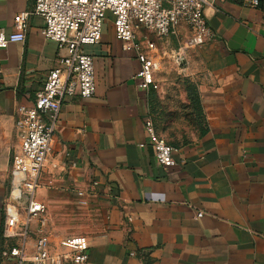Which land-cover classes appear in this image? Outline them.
Segmentation results:
<instances>
[{
    "label": "crops",
    "instance_id": "obj_1",
    "mask_svg": "<svg viewBox=\"0 0 264 264\" xmlns=\"http://www.w3.org/2000/svg\"><path fill=\"white\" fill-rule=\"evenodd\" d=\"M33 1L0 0V31L11 33L13 17ZM204 17L211 38L192 65L204 72L197 81L205 126L192 143L173 147V167L155 160L139 64L113 27L85 48L95 94L62 102L37 190L54 242L88 240L84 264H264V12L214 0ZM42 28L31 15L25 41L0 49V264H14L15 241L3 232L20 146L15 110L32 104L58 53ZM180 35L188 36L183 25Z\"/></svg>",
    "mask_w": 264,
    "mask_h": 264
},
{
    "label": "built area",
    "instance_id": "obj_2",
    "mask_svg": "<svg viewBox=\"0 0 264 264\" xmlns=\"http://www.w3.org/2000/svg\"><path fill=\"white\" fill-rule=\"evenodd\" d=\"M213 1L34 0L31 11L13 17L11 33L0 31V49L10 43H23L29 16H37L43 20V39L54 42L58 50L55 64L32 104L20 105L15 110L14 128L20 146L10 170L3 232L6 238L15 241L9 248V258L14 264H60L59 260L84 264L87 261L89 244L85 237H67L53 244L46 231L47 208L37 199V190L52 151L62 102L75 96L89 99L95 94L93 59L85 48L100 42L107 18H111L114 36L121 43L122 51L138 62L137 87L146 93L157 89L155 76L160 63L155 56V43L142 32L178 36L183 25L188 31V46H201L211 38L204 9ZM242 2L252 8L258 5L257 0ZM144 128L157 164L164 168L175 166V149L155 134L148 117ZM80 205L84 206L85 202L81 201ZM58 249L62 250L61 254H56Z\"/></svg>",
    "mask_w": 264,
    "mask_h": 264
},
{
    "label": "rangeland",
    "instance_id": "obj_3",
    "mask_svg": "<svg viewBox=\"0 0 264 264\" xmlns=\"http://www.w3.org/2000/svg\"><path fill=\"white\" fill-rule=\"evenodd\" d=\"M108 18L103 28L107 24L112 26ZM142 34L155 43V56L160 63L155 76L157 89L146 93L148 118L155 134L168 145L190 144L201 133L206 121L197 81L204 72L195 70L192 65L194 51L199 46H188V36L184 35L158 36L146 31Z\"/></svg>",
    "mask_w": 264,
    "mask_h": 264
},
{
    "label": "trees",
    "instance_id": "obj_4",
    "mask_svg": "<svg viewBox=\"0 0 264 264\" xmlns=\"http://www.w3.org/2000/svg\"><path fill=\"white\" fill-rule=\"evenodd\" d=\"M257 2H258V5L256 8L259 9L260 11L264 12V0H257Z\"/></svg>",
    "mask_w": 264,
    "mask_h": 264
}]
</instances>
